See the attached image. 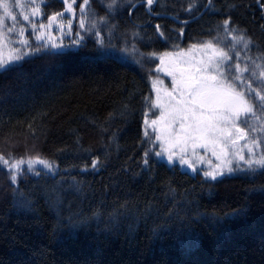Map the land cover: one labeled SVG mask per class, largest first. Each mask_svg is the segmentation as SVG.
Masks as SVG:
<instances>
[{"label":"trees","instance_id":"16d2710c","mask_svg":"<svg viewBox=\"0 0 264 264\" xmlns=\"http://www.w3.org/2000/svg\"><path fill=\"white\" fill-rule=\"evenodd\" d=\"M40 1L44 20L73 2ZM204 8L185 25L157 16ZM71 12L0 69V156L51 165L0 164V264H264V168L191 174L143 133L160 56L208 42L264 121V0H76ZM237 64L248 71L232 81Z\"/></svg>","mask_w":264,"mask_h":264},{"label":"rangeland","instance_id":"374dc122","mask_svg":"<svg viewBox=\"0 0 264 264\" xmlns=\"http://www.w3.org/2000/svg\"><path fill=\"white\" fill-rule=\"evenodd\" d=\"M16 2L23 3L25 7L22 9L11 7ZM8 3L10 11L17 19L13 21L10 18H4V23L0 24V57L5 60L14 56V48L29 45L30 39L45 41L49 38V34L53 36L52 33H55V37L58 36L69 27L72 18V12L65 10L64 15L58 17L51 27H48L49 19L44 20L41 12L39 15H32V9L41 4L40 0H8ZM23 15H28L29 20L25 21ZM2 17L3 8H0V18ZM41 24L45 27L41 28ZM9 27L14 30L9 32ZM21 28L24 29L23 35L20 33ZM38 36L41 38L37 39ZM22 40H26L27 43H21ZM210 54L211 49L194 47L160 56L159 65L154 69V76L151 79L152 114L145 118L148 124L146 125L144 121L143 133L145 135V131H147L148 135L145 137L155 147L156 156L158 152L161 153L157 156L158 160L168 165L179 166L191 174L205 175L206 172L219 171L223 173L222 175H226L260 168L261 166L255 163H252L250 167L248 161H255L264 156V121L261 118L254 119L250 113L236 121V127L243 132L242 138H240L241 133L237 132L236 127H232L225 121L218 118L212 121L207 119L210 116L218 117L222 114V110L213 112L210 109L197 107L196 116L189 112L186 114L187 118L183 119L185 114L182 113L181 119L172 122L171 114L175 107H179L177 101L191 99L187 95L188 90L183 88L180 82L186 80L196 67L202 66L201 61L206 62ZM181 91L184 92L183 96H181ZM162 112L164 119H161ZM201 113H203L202 116ZM154 120L157 121V124L153 126L152 121ZM197 120L202 121L201 129L211 123L215 125L216 130L194 132ZM228 132L231 133L230 136L227 134ZM157 136H160L161 139L158 140ZM232 141L235 143L233 144ZM170 154H173L171 162H169ZM181 157L187 163L182 164ZM32 166L39 168L41 164L34 163ZM227 168H232L233 171L229 173L226 171Z\"/></svg>","mask_w":264,"mask_h":264},{"label":"snow or ice","instance_id":"6c2138e0","mask_svg":"<svg viewBox=\"0 0 264 264\" xmlns=\"http://www.w3.org/2000/svg\"><path fill=\"white\" fill-rule=\"evenodd\" d=\"M76 2V0H73L72 3L67 4L66 11L71 12L73 9V4ZM147 3L149 6L152 5L153 0H147ZM88 4V0H84V5ZM11 7L15 8H24L25 5L20 2H16ZM0 8H3V17L0 18V24L4 23V18H10L13 21L17 19V17L13 14L12 11H10V4L8 3V0H0ZM83 7H81V12H83ZM40 14L39 6L32 9V15L36 16ZM63 13H57L56 15L49 18V25L48 27H51V24L60 16H63ZM23 19L25 21L29 20L28 15H23ZM225 25L228 24V21H224ZM71 25V22H69V27ZM83 21L81 22V27H83ZM33 27H35L33 25ZM41 28H44L45 25L41 24ZM14 29L12 27L8 28L9 32H12ZM24 29H20L21 35H23ZM41 37H37V39H40ZM21 43L26 44V40H22ZM53 47H56L55 44H53ZM195 47V45L193 46ZM205 49H211V54L208 56L207 61H201L200 67H196L195 71L191 73L186 80H182L180 83L183 86V88H186L187 95L191 97L190 100H178L177 105L179 107H175L173 113L171 114L172 122H176L178 119H181V114H185L183 116V119H186V114L191 112L193 116H196V108L199 107L201 109H210L213 112H217V110H222V114L218 117L216 116H210L207 117L209 121H212L213 119H220L225 121L227 124H230L232 127H236V121L244 116L246 117L248 114L253 113L254 105L249 102L248 99L245 98V92L243 90H237V86L229 82L227 80V75L231 73L232 65L227 64L225 65V61H228L230 59L229 54L222 49L215 48L214 45L211 42L205 43L202 45ZM123 51V49H121ZM21 59L20 56H10L7 60L0 57V69H4L6 65L10 64L12 60H19ZM236 74L231 75V80H242V73L245 71H248L247 68L241 69L240 66L237 64L235 66ZM171 74V73H169ZM260 77L264 79V71L260 73ZM175 82V77H174ZM249 89L252 91H255V89L251 88V85H248ZM175 91V89H174ZM184 95V92L181 91V96ZM256 96L261 101V105L264 106V95H262L260 92H256ZM147 99V98H146ZM175 99V97H173ZM201 116L203 113L200 114ZM161 119H164V113L161 114ZM202 121L197 120L196 128L193 129L194 132H207L209 130L215 131V125L209 123L205 128L201 129L200 124ZM145 124L147 125L148 122L145 121ZM157 121H152V125H156ZM237 132L241 133V137H243V132L240 128L236 127ZM223 131V130H221ZM229 136L231 135L230 132L227 133ZM145 135L147 136L148 133L145 131ZM157 139H161L160 136H157ZM234 144L235 141H232ZM251 152V149H249ZM161 155L160 152L157 153V156ZM172 155H169V162L172 160ZM241 159H243V156H241ZM27 163L29 166V170H32V165L34 163L43 164L46 168H50L51 165L48 164L47 161L36 159V160H28V161H16V162H10L8 159H4V157L0 156V164L7 166L10 170H19L20 164ZM181 163H187L186 160L181 157ZM255 163L257 165H260L262 168H264V156H261L260 159L252 161L249 160L248 164L251 167V164ZM96 166V162L93 161V167ZM191 167V165H189ZM227 172L231 173L233 171L232 168H227ZM223 173L219 171H213V172H206L205 176L211 177L213 180H215L218 176H221ZM11 179L13 182H15V174H12Z\"/></svg>","mask_w":264,"mask_h":264},{"label":"water","instance_id":"95a60500","mask_svg":"<svg viewBox=\"0 0 264 264\" xmlns=\"http://www.w3.org/2000/svg\"><path fill=\"white\" fill-rule=\"evenodd\" d=\"M148 7H149V5H148L147 0H146V10H148ZM206 8H207V7H206ZM206 8H204V9H203L198 15H196V16H194V17L188 19V20H178V19H176L175 17H173V16H171V15H166V14H158L157 16H158V17H166V18H170V19L174 20L175 22H177V23H179V24H183V25H185V24H188V23L194 21V20L197 19L198 17H200V16L205 12Z\"/></svg>","mask_w":264,"mask_h":264}]
</instances>
